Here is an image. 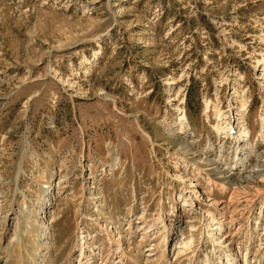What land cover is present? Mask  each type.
<instances>
[{
	"label": "rangeland",
	"instance_id": "1",
	"mask_svg": "<svg viewBox=\"0 0 264 264\" xmlns=\"http://www.w3.org/2000/svg\"><path fill=\"white\" fill-rule=\"evenodd\" d=\"M263 134L264 0H0V264H264Z\"/></svg>",
	"mask_w": 264,
	"mask_h": 264
},
{
	"label": "bare ground",
	"instance_id": "2",
	"mask_svg": "<svg viewBox=\"0 0 264 264\" xmlns=\"http://www.w3.org/2000/svg\"><path fill=\"white\" fill-rule=\"evenodd\" d=\"M245 107H246V106H244V108L241 110V112H246V111H247V108H245ZM181 120H182V122L187 120L186 114L183 115V117H182ZM231 129H232V128H231ZM217 130H218V131H223L220 127H218ZM226 130H227V129H226ZM228 132H229V131H226L225 133L228 134ZM239 132H240L241 136H242V135H243L244 137H249V136H250V135H249V134H250L249 128H248L246 125H243L242 129L239 130ZM222 133H223V132H222ZM263 136H264V134H263ZM190 183H191L190 186H189L190 188H191V187H195V185L192 183V180H190ZM225 188H227V186H223L221 190H223V189H225ZM194 191H195V189H191V190H190V196L193 194ZM223 191H224V190H223ZM195 193L198 194L199 191H197V192H195ZM222 195H223V194H222ZM103 214H106V213L104 212ZM103 216H104V215H103ZM100 219H102V218H100ZM96 221H97V220H96ZM102 224H103V223H102ZM102 224H101V222L98 223V225H99L100 227H103ZM95 226H96V225H95ZM222 226H223V225L220 224L219 227H217L216 229H218V230L221 231V229L223 228Z\"/></svg>",
	"mask_w": 264,
	"mask_h": 264
}]
</instances>
